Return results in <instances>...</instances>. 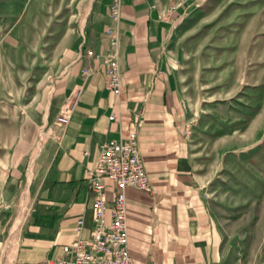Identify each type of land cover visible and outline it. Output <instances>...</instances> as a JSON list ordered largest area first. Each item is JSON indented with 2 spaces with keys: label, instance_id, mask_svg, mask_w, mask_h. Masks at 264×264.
Instances as JSON below:
<instances>
[{
  "label": "crops",
  "instance_id": "crops-1",
  "mask_svg": "<svg viewBox=\"0 0 264 264\" xmlns=\"http://www.w3.org/2000/svg\"><path fill=\"white\" fill-rule=\"evenodd\" d=\"M232 1L120 0L119 91L113 93L104 86L100 58L85 53L105 51L102 28L108 0H69L76 23L56 31L39 88L27 95L20 111L21 135L3 163L0 264H35L58 254L60 245L76 235H88L92 209L86 173L95 164L98 144L125 137L131 125L151 185L148 192L124 188L132 264H243L241 254L230 250L233 241L226 235L221 198L212 183L219 179L215 167L220 154L227 147L254 144L264 126V95L249 113L234 114L226 102L244 88L262 87L252 74L264 58L240 62L234 53L264 48V19L256 21L251 14L214 43L212 26L236 21L225 9L220 13ZM10 2L16 0H0L5 8ZM61 3L45 4V35L54 32L47 29L48 22ZM231 45L234 50L227 56L225 49ZM232 67L242 68L238 72L251 80H242L245 75L240 73L229 75L227 68ZM75 87L80 89L77 100L57 133L52 119ZM217 114L231 115L229 127L217 132L205 148L203 140L195 145L194 126L204 128L205 119ZM211 144L220 151L213 160L206 149ZM105 182L109 198L112 186Z\"/></svg>",
  "mask_w": 264,
  "mask_h": 264
},
{
  "label": "rangeland",
  "instance_id": "rangeland-1",
  "mask_svg": "<svg viewBox=\"0 0 264 264\" xmlns=\"http://www.w3.org/2000/svg\"><path fill=\"white\" fill-rule=\"evenodd\" d=\"M54 1L56 0H16L17 4L10 2L6 8L5 4L0 3V177L6 170L3 163L10 145L22 132L20 111L24 109L26 97L32 90L39 88L38 79L45 68L49 45L56 38V31L76 23L73 3L61 0L58 12L48 22L47 29L54 32L45 35V18L49 11L45 10V4H53ZM226 5V12L231 13L230 16L236 21L216 22L212 26L214 43L219 34H228L229 27L239 25L251 14L255 15L256 21L259 17L264 19V0H233ZM57 17L58 20L55 19ZM225 50L226 55H230L234 50L233 45ZM234 58L240 62L263 59L264 48L251 53L236 51ZM227 69L229 75H245L238 72L242 68ZM255 70L252 80L262 81V89H242L241 95L226 100L228 111L249 113L259 104L264 95V63ZM26 72L28 74L25 76ZM248 77L247 74L242 80L250 81ZM21 93L23 96L20 98ZM228 114L210 115L205 119L206 126L202 129L199 125L194 126L191 137L195 145L199 144L197 140H203L205 148L206 142L217 132L223 127H229L227 122L231 115ZM246 115L237 116L238 121H243ZM260 129L258 140L254 144L235 149L227 147L223 154L212 144L206 148L211 160L216 159L219 154L221 157L215 167L219 179L212 186L217 190L216 197L218 193L221 198L220 215L226 221V235L231 236L230 241H233L230 242V250L241 254L243 264H264V126ZM243 132L244 130L239 131L238 134ZM238 237L242 239L241 243L236 240Z\"/></svg>",
  "mask_w": 264,
  "mask_h": 264
},
{
  "label": "built area",
  "instance_id": "built-area-1",
  "mask_svg": "<svg viewBox=\"0 0 264 264\" xmlns=\"http://www.w3.org/2000/svg\"><path fill=\"white\" fill-rule=\"evenodd\" d=\"M120 0H108L102 32L106 38L105 51L87 55L99 57L105 76L104 86L113 93L119 91V72L116 63L117 20ZM84 72L85 69H82ZM73 88L62 100L52 119V129L60 133L73 109L79 94ZM57 133H54L57 136ZM106 180L111 183L110 197H106ZM133 186L145 191L151 185L144 170L139 152L136 130L129 126L125 137L111 138L98 144L94 166L86 173V189L91 197V227L86 237L76 235L60 245V252L35 264H132L126 245L124 220V188ZM78 232L81 219L75 220Z\"/></svg>",
  "mask_w": 264,
  "mask_h": 264
},
{
  "label": "trees",
  "instance_id": "trees-1",
  "mask_svg": "<svg viewBox=\"0 0 264 264\" xmlns=\"http://www.w3.org/2000/svg\"><path fill=\"white\" fill-rule=\"evenodd\" d=\"M226 6H227V5H226ZM226 6H225V7H226ZM225 7H224V8L221 10V12H220V13H222V12L224 11ZM220 13H219V14H220ZM206 25H207V24H206Z\"/></svg>",
  "mask_w": 264,
  "mask_h": 264
},
{
  "label": "bare ground",
  "instance_id": "bare-ground-1",
  "mask_svg": "<svg viewBox=\"0 0 264 264\" xmlns=\"http://www.w3.org/2000/svg\"><path fill=\"white\" fill-rule=\"evenodd\" d=\"M18 220V219H17ZM17 220H16V222H17Z\"/></svg>",
  "mask_w": 264,
  "mask_h": 264
}]
</instances>
